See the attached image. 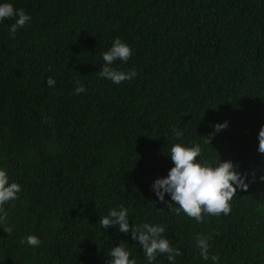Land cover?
Segmentation results:
<instances>
[{
	"label": "trees",
	"instance_id": "1",
	"mask_svg": "<svg viewBox=\"0 0 264 264\" xmlns=\"http://www.w3.org/2000/svg\"><path fill=\"white\" fill-rule=\"evenodd\" d=\"M4 2L31 20L14 38L15 18L0 22V168L21 185L4 206L0 264H108L121 241L148 264L130 232L99 223L121 204L130 225L165 227L183 253L176 264H213L197 236L211 237L217 264H264V0ZM116 38L133 54L113 67L137 73L119 85L99 76ZM77 82L85 92L75 94ZM180 142L247 174L230 214L198 223L159 201L152 185L174 167L170 149ZM29 235L40 245L29 246ZM153 264H169L167 254Z\"/></svg>",
	"mask_w": 264,
	"mask_h": 264
},
{
	"label": "clouds",
	"instance_id": "2",
	"mask_svg": "<svg viewBox=\"0 0 264 264\" xmlns=\"http://www.w3.org/2000/svg\"><path fill=\"white\" fill-rule=\"evenodd\" d=\"M15 18L9 32L15 37L17 30L23 28L31 16L23 9L14 8L12 3H0V22ZM133 54L131 46L120 38L113 41L110 49L102 54L103 66L99 70V76L119 85L124 81H130L137 75L136 71H123L113 67L116 61L127 62ZM56 81L52 77L47 78L49 87H53ZM78 83L75 94L85 92L83 84ZM228 126V122L214 125V132L205 137V143H211L212 137ZM173 139L180 140L183 133L173 127ZM258 152L264 155V126H261L258 134ZM202 148L200 144L185 145L183 142L175 143L170 149V158L174 164L167 177L158 178L154 181L152 188L161 203H165L171 213L179 215L181 212L189 218H194L198 223L203 222L205 215L221 214L228 215L231 212V201L237 194L238 189L247 190V174L238 170V165L231 160L215 164L208 160H201ZM199 158V159H197ZM255 179V173L252 174ZM260 179L264 181V176ZM21 185L10 182L7 169L0 168V223L7 219L8 213L5 205L10 201L18 199ZM165 194L170 196V201L165 200ZM175 205V207H174ZM178 205V206H177ZM163 210V209H161ZM103 229L118 227L120 233H131L133 240L139 242L145 253L148 264H153L159 254H167L169 264H176V257L183 253L179 248L173 247L172 241L165 234V227L157 224L143 223L141 225L129 224V211L121 204L119 208H112L108 214L99 220ZM4 231L11 234V227H5ZM209 236H197L196 246L200 250V256L217 264L219 255H209ZM25 241L22 240L21 243ZM26 242L31 247L40 245V239L35 235L26 237ZM109 256L108 264H137L135 258H131V252L121 241L118 246L113 247Z\"/></svg>",
	"mask_w": 264,
	"mask_h": 264
}]
</instances>
